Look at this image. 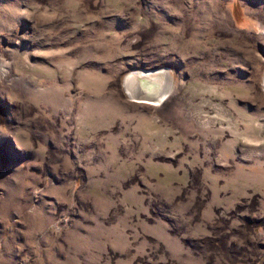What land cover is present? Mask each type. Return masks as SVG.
Wrapping results in <instances>:
<instances>
[{
  "label": "rangeland",
  "instance_id": "obj_1",
  "mask_svg": "<svg viewBox=\"0 0 264 264\" xmlns=\"http://www.w3.org/2000/svg\"><path fill=\"white\" fill-rule=\"evenodd\" d=\"M0 264H264V0H0Z\"/></svg>",
  "mask_w": 264,
  "mask_h": 264
},
{
  "label": "bare ground",
  "instance_id": "obj_2",
  "mask_svg": "<svg viewBox=\"0 0 264 264\" xmlns=\"http://www.w3.org/2000/svg\"><path fill=\"white\" fill-rule=\"evenodd\" d=\"M163 77H164V79H162V75L158 74V73L154 74L153 76H152V74L150 76H143V75L140 74V72H139V74H130L129 73V75H127L126 78H125V85L129 84L130 88H131L130 90H132V91L133 90L135 92L140 91L141 93H144V94H152L153 96L155 95L154 99H155V101H157V100H159L158 96L160 97V95H159L160 94V90L157 91L158 88H156L157 81L158 80H161V81L165 80L168 83V85H170V81H169V79L167 77V74H164ZM142 79H147V81H149L150 83H148V85H145V83H143V81L140 82V80H142ZM132 86H133V88H132ZM158 86H159V84H158ZM161 90H163V89H161ZM150 99H152V98H150Z\"/></svg>",
  "mask_w": 264,
  "mask_h": 264
},
{
  "label": "water",
  "instance_id": "obj_3",
  "mask_svg": "<svg viewBox=\"0 0 264 264\" xmlns=\"http://www.w3.org/2000/svg\"><path fill=\"white\" fill-rule=\"evenodd\" d=\"M156 73H158V74H161L162 75V79H164V74H167V77H168V79H169V81L171 80V77H170V75L167 73V72H163V71H156V70H145V71H140V74L141 75H143V76H150L151 74H152V76L154 75V74H156ZM132 74H139V72H133ZM154 79V78H153ZM143 81V83H145V85H148V83H150L149 81H147V79H142V80H140V82H142ZM161 80H158L157 81V83H156V88H159V86H158V84H159V82H160ZM126 86H127V88H129V90L131 89L130 88V85L129 84H126ZM132 88H133V86H132ZM136 90V89H135ZM159 89H157V91H158ZM131 91V95L134 97V98H136V99H143L144 101H148V102H153V101H155V95L153 96L152 94H144V93H141L140 91H138V92H135L134 90L132 91V90H130ZM150 98H152V99H150ZM154 99V100H153Z\"/></svg>",
  "mask_w": 264,
  "mask_h": 264
}]
</instances>
